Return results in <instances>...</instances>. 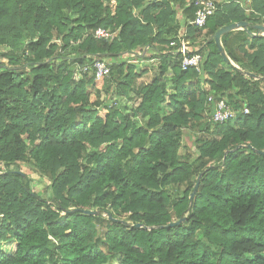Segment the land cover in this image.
<instances>
[{"label":"trees","instance_id":"trees-1","mask_svg":"<svg viewBox=\"0 0 264 264\" xmlns=\"http://www.w3.org/2000/svg\"><path fill=\"white\" fill-rule=\"evenodd\" d=\"M212 1L198 28L196 0H0V264H264V0Z\"/></svg>","mask_w":264,"mask_h":264},{"label":"built area","instance_id":"built-area-1","mask_svg":"<svg viewBox=\"0 0 264 264\" xmlns=\"http://www.w3.org/2000/svg\"><path fill=\"white\" fill-rule=\"evenodd\" d=\"M195 6L197 7L196 16L191 24L198 28H203L206 26L208 19L214 15L217 11V5L212 0H196ZM96 39L107 40L113 35L106 29H98L94 34ZM190 44L186 40H182L181 46L178 52L182 55L181 67L182 70L186 71L188 69H195L198 72L201 71L202 55L191 54ZM110 63L105 60H97L93 66H86L81 69V73L93 71L96 78L109 77L112 72ZM81 76H79V79ZM208 102L213 105L212 120L214 123L225 124L229 121H234L237 119L238 114L224 99H216L214 96H209ZM249 110L245 109V114H248ZM1 173V172H0Z\"/></svg>","mask_w":264,"mask_h":264},{"label":"water","instance_id":"water-1","mask_svg":"<svg viewBox=\"0 0 264 264\" xmlns=\"http://www.w3.org/2000/svg\"><path fill=\"white\" fill-rule=\"evenodd\" d=\"M248 22H244V21H241V22H237V23H231L221 29H219L215 35H214V40L215 42L217 43L218 47H219V50L223 53V56H224V59L227 61V62H231L230 58L226 55V53L224 52V47L222 45V37L225 35V34H228L230 32H233V31H237V30H243L245 28L248 27ZM256 30L258 31L257 34H253L251 32H249V34L253 37H264V25H257L256 26ZM249 77L251 78H256V79H259L257 78L254 74H248ZM264 80V78H261ZM260 154H263L264 155V151H259ZM201 178V177H200ZM199 184H200V180L198 181V183L196 184V187H195V190L194 192L192 193V196H191V199L193 200L194 199V196L196 194V191L198 190V187H199ZM85 214H89V215H97L98 212L97 211H84ZM183 221V220H181ZM181 221L179 222H173L169 225V227H175L177 225H179L181 223ZM127 224V223H125ZM138 227H142L141 225H138Z\"/></svg>","mask_w":264,"mask_h":264},{"label":"rangeland","instance_id":"rangeland-1","mask_svg":"<svg viewBox=\"0 0 264 264\" xmlns=\"http://www.w3.org/2000/svg\"><path fill=\"white\" fill-rule=\"evenodd\" d=\"M130 59V58H129ZM107 63H110V64H114V63H118V64H122L121 62H123L122 60L120 59H104ZM132 61H136V60H133ZM79 76H80V73H76V80L78 81L79 80ZM173 92H175V90H173ZM100 97L101 99H104L106 97L105 93H100ZM112 100L113 102H116L118 100L120 106H124V99L122 101L119 100V98L117 97L116 93L114 92L113 95H112ZM136 105V103H131L130 106H133ZM129 113L131 114V110H128ZM140 120H135V122H139ZM191 151H192V154H193V157L196 156V154L194 153L195 151V148L193 146H191ZM185 152V149L183 148V150L181 151V153H184ZM25 169H23V171H25ZM32 179H33V188L38 192V193H42L44 191V188H45V184L44 182H42L40 179H38V177L36 175H32L31 176ZM186 186L184 185H180V186H177L175 188H172V195L174 196L173 199H177L178 197L182 196V194L184 193V191L186 190ZM3 250L8 253V254H11L13 252L16 251V244H3Z\"/></svg>","mask_w":264,"mask_h":264},{"label":"crops","instance_id":"crops-1","mask_svg":"<svg viewBox=\"0 0 264 264\" xmlns=\"http://www.w3.org/2000/svg\"><path fill=\"white\" fill-rule=\"evenodd\" d=\"M180 19H182L183 15L180 14ZM182 35H185L186 33V30L184 28H182V31H181ZM188 42V41H187ZM189 43V42H188ZM200 44V40H197V41H191L190 43V48L195 50L196 47H198V45ZM223 45V44H222Z\"/></svg>","mask_w":264,"mask_h":264}]
</instances>
